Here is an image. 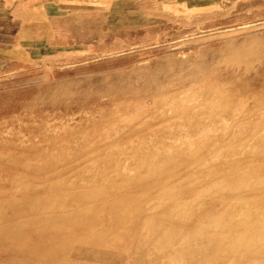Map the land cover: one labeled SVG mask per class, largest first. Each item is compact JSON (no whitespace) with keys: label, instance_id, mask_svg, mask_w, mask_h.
Here are the masks:
<instances>
[{"label":"rangeland","instance_id":"obj_1","mask_svg":"<svg viewBox=\"0 0 264 264\" xmlns=\"http://www.w3.org/2000/svg\"><path fill=\"white\" fill-rule=\"evenodd\" d=\"M61 9L0 67V264H264V0Z\"/></svg>","mask_w":264,"mask_h":264},{"label":"crops","instance_id":"obj_2","mask_svg":"<svg viewBox=\"0 0 264 264\" xmlns=\"http://www.w3.org/2000/svg\"><path fill=\"white\" fill-rule=\"evenodd\" d=\"M68 1L0 0V67L5 66L6 57L29 49L23 47L24 42L34 43L38 34H47V29L42 30L46 27L44 20L51 18L54 11L62 12V5Z\"/></svg>","mask_w":264,"mask_h":264},{"label":"bare ground","instance_id":"obj_3","mask_svg":"<svg viewBox=\"0 0 264 264\" xmlns=\"http://www.w3.org/2000/svg\"><path fill=\"white\" fill-rule=\"evenodd\" d=\"M243 210V209H242ZM245 211V210H244ZM241 214H243V211L241 212ZM240 218V217H239ZM246 223H248V222H246ZM66 235V234H65ZM254 235V234H253ZM255 237V236H254ZM240 238V237H239ZM247 238V237H246ZM250 238V237H249ZM238 239V238H237ZM252 240V239H251ZM227 241V240H226ZM241 241V240H240ZM239 241V242H240ZM164 243V241L162 242V244ZM245 243V242H244ZM248 243H250V242H248ZM247 244V243H246ZM157 246V245H156ZM157 247H159V246H157ZM249 248V247H248ZM156 249V248H155ZM249 249H251V248H249ZM156 251H157V249H156ZM158 252V251H157ZM243 253H244V251H243ZM242 254V253H241Z\"/></svg>","mask_w":264,"mask_h":264}]
</instances>
